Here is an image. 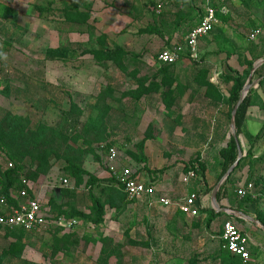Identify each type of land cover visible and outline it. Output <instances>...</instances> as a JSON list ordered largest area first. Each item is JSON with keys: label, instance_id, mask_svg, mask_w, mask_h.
I'll return each mask as SVG.
<instances>
[{"label": "rangeland", "instance_id": "obj_1", "mask_svg": "<svg viewBox=\"0 0 264 264\" xmlns=\"http://www.w3.org/2000/svg\"><path fill=\"white\" fill-rule=\"evenodd\" d=\"M226 1L197 56L165 66L157 54L183 41L200 0H0V198L18 202L23 176L47 216L33 232H0V264H243L221 250L213 213L129 202L103 150L116 145L124 163L163 180L189 160L218 158L231 139V77L249 86L247 111L254 97L264 108V0ZM253 152L220 192L254 184L255 211L245 213L259 223L254 258L264 264V148ZM71 162L88 174L71 176ZM16 163L20 174L9 173ZM90 176L101 180L94 198Z\"/></svg>", "mask_w": 264, "mask_h": 264}, {"label": "built area", "instance_id": "obj_2", "mask_svg": "<svg viewBox=\"0 0 264 264\" xmlns=\"http://www.w3.org/2000/svg\"><path fill=\"white\" fill-rule=\"evenodd\" d=\"M157 6L161 10L163 3L160 2ZM199 6L202 11L199 22L187 33L182 42H175L159 51L157 54L159 63L175 64L187 56L186 54L191 57L197 56L200 40L210 34L219 23L218 14H225L229 11L226 0H200ZM261 31L259 27L254 28L251 31L250 39L257 38ZM104 164L110 176L115 178L129 200L146 199L149 205L154 204L156 201L155 195L158 191L157 184L153 181H147L142 172L136 174L138 168L124 163V157L118 146L110 145L105 153ZM196 177V171L190 170L185 173L183 181L188 182ZM62 181L65 185L68 184L67 178L62 179ZM22 182L24 188L17 198V205L11 204L6 197L0 198V232L3 230H22L30 233L47 224V216L42 204L38 198L30 197L26 189L28 182L25 177H22ZM248 188H254L253 183H249ZM238 194L245 196L247 194L246 188L239 189ZM158 201L169 208L176 205L181 213L190 216H198L201 213L196 192L190 193L180 202H174L171 198L165 196L159 197ZM70 223L77 224L78 220L73 219ZM221 239V250L228 251L244 264L251 261L250 238L235 220L227 219L223 222Z\"/></svg>", "mask_w": 264, "mask_h": 264}, {"label": "crops", "instance_id": "obj_3", "mask_svg": "<svg viewBox=\"0 0 264 264\" xmlns=\"http://www.w3.org/2000/svg\"><path fill=\"white\" fill-rule=\"evenodd\" d=\"M201 12L202 11L200 8V14L195 24L190 28V30L199 22V19L201 17ZM224 15L225 14L223 13L222 14L219 13V16H218L219 21H220V17ZM190 30H188L187 33ZM187 33L185 34V36L187 35ZM185 36L183 37V40L185 39ZM205 37H203L200 40L198 51L200 49V44ZM175 42H178V41L176 39H173L172 41H170L169 46ZM186 55L187 56H185L180 61L183 62V61L189 60L191 56L188 54ZM258 104L259 102L257 101L256 97H254L253 103L251 106H249V109L247 111L244 124L242 127V132L239 135V140H240L241 147L243 150V156L247 155L250 147L253 146V149H254L253 157L254 158L258 157L262 149L264 148V134L262 135V137L256 138V135L260 133V131L264 130V108H260ZM217 126L218 124H215L214 129ZM225 136L226 135H224L222 139L226 138ZM229 139L230 137L229 138L227 137V139H224L222 148L228 146ZM206 167H207V170L205 173L204 181H202V178L200 176H197L196 178L191 179L188 182L183 181V177L185 175V172L183 171V167L179 168L180 170L178 171L176 176L172 174L173 171H170L169 173H165L163 180H160L155 174L150 175L145 170H142L141 171L143 173L142 175L147 181H151L152 178L157 177V179L153 181L157 184V188H158V191L155 195L156 201L154 202L153 205H149L148 202H145L146 205L150 208H156L158 206L165 207L159 203L158 201L159 197L165 196V197L171 198L174 202H180L190 193L196 192L198 194V203L200 206L201 213H199L198 216H190V215L188 216L199 217V218L206 220L210 217L211 213L215 212L217 213V216L215 217L214 220H212L213 221L212 224L215 225L217 221L221 220L222 227H223V222L225 220L227 219L235 220V222L239 225V227L246 234H248L250 238V249L252 251L251 253L252 258L248 264H256L255 258H254V254H255L254 248H255L256 242L258 243L259 242L258 240L263 238V236H261V234L257 232V226H259L258 221H255L251 217V214L249 216V214L247 215L245 213L246 211H249V212L251 211L250 213H252L253 210L255 211L254 209L255 207L253 206V193L255 190V186L252 189L248 188V184L252 182H245L243 185L237 186L236 188L235 186H232L230 184L229 188L227 189L226 194L220 192L221 194L218 200V196H217L218 191L220 190V187L224 182V179H222L221 182L218 183V178L222 172V167H223V160L220 156V153H218V158L213 159V160L211 159L210 161L208 160ZM249 171H250L249 164H246L243 167V170L240 172H243L246 174ZM208 187L209 188L212 187V189L209 193L207 192L205 193ZM241 188H246L247 194L245 196H240L238 194V190ZM216 189H217L216 191L217 205L213 199V192ZM165 208H169V207H165ZM170 209L180 214H184V213H181V211L178 209L176 205L170 206L169 210ZM222 227H221V234H222ZM220 239H221V236H220ZM221 243H222V239H221Z\"/></svg>", "mask_w": 264, "mask_h": 264}, {"label": "trees", "instance_id": "obj_4", "mask_svg": "<svg viewBox=\"0 0 264 264\" xmlns=\"http://www.w3.org/2000/svg\"><path fill=\"white\" fill-rule=\"evenodd\" d=\"M219 15V14H218ZM152 32H155L156 33V30L155 29H152L151 30ZM165 66H170V65H173V64H163ZM231 79L234 81V84H233V89H232V92H231V95H230V100L231 102L233 103V108H235L239 98H240V95L242 94L241 91L244 87V83L241 82V80L238 78V77H231ZM247 106H248V100L247 98L244 99V101L241 103L240 107H239V110L236 114V117H235V125H236V134L239 136L242 132V127H243V124H244V120H245V117H246V114H247ZM264 134V130L260 131V133H258L256 135V138H259V137H262V135ZM238 140L237 138H235V136H231V139L228 143V146L223 148L221 150V157L223 158V167H222V172L218 178V181H220L228 172L229 168L232 166V164L236 161L237 159V156H238V144H237ZM110 147V145H107L105 147H103V150H104V153L107 152V149ZM253 150V146L250 147L249 149V152L248 153H251V151ZM98 157V160H100V157ZM13 160H16L15 158H12ZM132 159H134L132 157ZM143 161L146 162V157H143ZM137 171H136V174L141 172L142 170H145L148 174L150 175H153L154 172H152L149 167L144 164L142 167H137ZM23 169V167L16 163L15 167L12 169V171H9V173L11 172V174L14 172H17L20 174L21 170ZM69 169L71 171V176H73L74 178H76L77 180H80L83 176L82 175H85V174H88V171L83 169L81 166H79L78 164L76 163H70L69 164ZM167 168H162L161 172H164ZM190 170H195L196 173H197V176H200L202 178V181H204L205 179V173H206V170H207V167H206V164L204 162H202V160H200L199 158L198 159H193V160H190L188 162H186L183 166V171L186 173ZM22 177L23 176H20V182L22 183V187H24V184L22 182ZM112 179V181L114 183H116L120 188L121 186L116 182L115 178L113 177H110ZM156 178H152L151 181H154L156 180ZM101 180L95 176H90L89 177V180H88V184L90 186V193L92 195V197L94 198V195H93V187L98 184ZM27 187V186H26ZM28 189V188H27ZM122 189V188H121ZM212 187L209 188L205 191V193H209L211 191ZM223 189V187H222ZM220 189V190H222ZM123 190V189H122ZM220 190L218 191V200H219V197H220ZM124 192V190H123ZM124 194L126 195V198L129 202H133L132 200H129L128 199V196L127 194L124 192ZM8 199V198H7ZM8 201L11 203V204H14V205H17V202L16 200L14 199H11L9 198ZM217 216V213H213V216H211V220H214L215 217ZM17 231H21L23 233H26L25 231H22V230H17ZM223 251V250H222ZM222 254V252H221Z\"/></svg>", "mask_w": 264, "mask_h": 264}, {"label": "water", "instance_id": "obj_5", "mask_svg": "<svg viewBox=\"0 0 264 264\" xmlns=\"http://www.w3.org/2000/svg\"><path fill=\"white\" fill-rule=\"evenodd\" d=\"M251 77H252V74H251L250 78ZM248 87L249 86H247V85L244 86V92H243L244 94L241 95V97L239 98V100H238L235 108L232 111V129H233V136H235V138H237V140H238V142H237V144H238V156H237L236 161L232 164V166L227 171L228 173L225 175L226 177L229 174L233 173L232 171L237 167V165L240 163V161H241V159L243 157V150H242V147H241V143H240V140H239V136L236 134L235 117H236V114H237V112L239 110V107H240L241 103L244 100V97H245V94H246L245 92L248 89ZM216 191H217V189L214 190V192H213V199H214V202L217 205V201H216Z\"/></svg>", "mask_w": 264, "mask_h": 264}]
</instances>
